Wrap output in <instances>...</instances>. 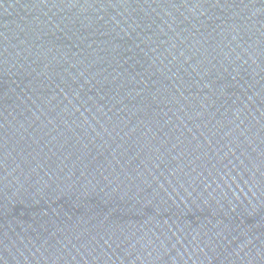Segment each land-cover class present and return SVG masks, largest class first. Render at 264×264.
I'll use <instances>...</instances> for the list:
<instances>
[{"label": "water", "instance_id": "obj_1", "mask_svg": "<svg viewBox=\"0 0 264 264\" xmlns=\"http://www.w3.org/2000/svg\"><path fill=\"white\" fill-rule=\"evenodd\" d=\"M0 264H264V0H0Z\"/></svg>", "mask_w": 264, "mask_h": 264}]
</instances>
